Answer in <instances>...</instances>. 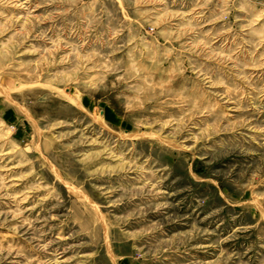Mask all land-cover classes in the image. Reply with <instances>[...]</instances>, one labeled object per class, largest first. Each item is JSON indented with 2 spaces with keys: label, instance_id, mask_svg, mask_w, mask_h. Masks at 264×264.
<instances>
[{
  "label": "rangeland",
  "instance_id": "374dc122",
  "mask_svg": "<svg viewBox=\"0 0 264 264\" xmlns=\"http://www.w3.org/2000/svg\"><path fill=\"white\" fill-rule=\"evenodd\" d=\"M0 264H264V0H0Z\"/></svg>",
  "mask_w": 264,
  "mask_h": 264
}]
</instances>
